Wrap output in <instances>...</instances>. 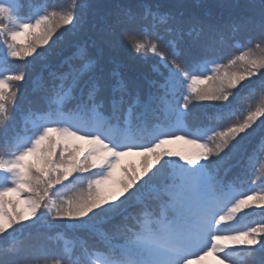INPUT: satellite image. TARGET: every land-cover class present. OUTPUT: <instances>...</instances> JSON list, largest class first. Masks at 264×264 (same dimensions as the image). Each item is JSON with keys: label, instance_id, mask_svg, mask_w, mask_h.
I'll return each mask as SVG.
<instances>
[{"label": "snow or ice", "instance_id": "1", "mask_svg": "<svg viewBox=\"0 0 264 264\" xmlns=\"http://www.w3.org/2000/svg\"><path fill=\"white\" fill-rule=\"evenodd\" d=\"M215 7L0 0V264H39L16 233L41 222L75 234L40 248L43 264H243L264 253V188H245V161L264 150V0ZM124 50L158 61L146 74L113 55ZM177 142L194 151L168 147Z\"/></svg>", "mask_w": 264, "mask_h": 264}, {"label": "trees", "instance_id": "2", "mask_svg": "<svg viewBox=\"0 0 264 264\" xmlns=\"http://www.w3.org/2000/svg\"><path fill=\"white\" fill-rule=\"evenodd\" d=\"M5 2H8V0H5ZM48 2L50 4H53L57 8H65L71 3V0H48ZM104 2H105V0H80V3L82 5H84L85 7H87L89 5H94V6L95 5H101ZM221 2H222V0H185V3L192 6L194 9H198L200 5H206L209 7V9L213 13H215L217 11L215 5H217ZM233 50H234V53H233L234 55L239 54V52L237 50H235V49H233ZM113 55L116 56L118 59L125 61L129 67H131L133 65H139L141 70L146 74L151 73L152 65L158 61V57L151 56V55H148L147 57H145L144 59L141 60V59L137 58L136 54L132 53L130 50H124V51H121L119 53H114ZM29 59H31V58H29ZM226 61H227V57H225V59H224L225 63H226ZM15 63L21 64L22 62H15ZM239 67H240V65L237 64L236 66H234L233 70H235L236 68H239ZM200 87H204V85H200ZM30 93H31L30 85H25L23 87V89L21 90V98L19 100V107H18L17 111L15 112L14 116L17 114V112L20 109H23L24 103H25L24 100H26L28 98ZM251 102L255 103L256 101L253 99ZM193 103H196V101L194 100ZM206 103L211 104L213 102H206ZM248 103H249V100H245L241 104H246L245 106H247ZM258 140H259V134H257L254 137L246 139L245 144H246L248 152H252L253 148H257ZM168 147H170L176 151H180V150H185V151L193 150L194 151V149H192L190 145H185L182 142H177L176 144L170 145ZM258 149L259 148H257V150ZM259 151L262 152V157H261L262 160L260 163L257 164L258 171L255 175V179H253V181H255V184L252 183L248 187V189H250V188H256V189L264 188V185L257 184L258 181L260 180L259 177L264 176V150H259ZM138 160H139L138 157H128V159L126 161H121L122 162L121 165H131V164H133V163L130 164L131 161L137 162ZM248 173L249 172H247V174ZM225 180H227V179H225ZM71 187H70V190H71ZM73 187H74V185H73ZM245 187H246V185H245ZM58 233L60 234L62 239H60L59 241L49 239V237H56ZM16 238L19 241H21L22 245L26 249L36 250L33 253V258L37 259L39 261V264H43V260L45 259V257L42 256L41 253L39 252L40 248H42V247L46 248L49 250V252H51V250H53L57 247V243H59L60 246H63L65 241H68L69 246H70L71 242L75 239V234L73 232H71L70 230H66L62 227H58L55 230H49L47 225L44 222H41L39 225H37L35 227L25 228L23 230L18 229V231L16 233ZM7 242L8 241H7L6 237H0V245L5 244ZM254 254L256 255L255 258L252 257V255L243 256L242 257L243 264H264V253L256 251ZM72 258L74 260L77 259V257L75 255Z\"/></svg>", "mask_w": 264, "mask_h": 264}, {"label": "rangeland", "instance_id": "3", "mask_svg": "<svg viewBox=\"0 0 264 264\" xmlns=\"http://www.w3.org/2000/svg\"><path fill=\"white\" fill-rule=\"evenodd\" d=\"M45 56H47V53H45ZM37 62H38V61H37ZM29 98H31V93H30V95L28 96V98H27L26 100H24V101H25V103H24V106H25V107L28 106L27 101H28ZM16 116H17V115H16ZM173 159H178V157H173ZM121 161H126V160H124V159L122 158ZM131 163H133V164H131ZM130 164H131V165H136V166H138V161H137V162H132V161H131ZM86 188H87V184L77 185L75 188H73V186H72V187H71V190H70V189L67 190V192L64 194V198L71 197V196H73V195L76 194V193H79V192H81V191H83V190H86ZM252 257L255 258L256 255H255V254H252ZM194 264H195V262H194ZM201 264H219V261H218V259H217L216 257L209 256V257L205 258V260L202 261Z\"/></svg>", "mask_w": 264, "mask_h": 264}]
</instances>
